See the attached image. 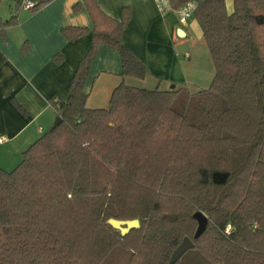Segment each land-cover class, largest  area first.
Listing matches in <instances>:
<instances>
[{"label": "trees", "instance_id": "obj_1", "mask_svg": "<svg viewBox=\"0 0 264 264\" xmlns=\"http://www.w3.org/2000/svg\"><path fill=\"white\" fill-rule=\"evenodd\" d=\"M20 1L0 19L1 36L18 23ZM82 6L91 31H61L71 42L91 34L67 100H50L61 123L12 171L0 169V264H169L184 238L193 248L175 264H264V0H232L231 13L225 0H199L194 20L215 69L207 90L121 84L106 110L85 107L100 46L119 54L121 77L148 71L121 44L128 8L117 21L96 0ZM199 213L207 224L197 235ZM110 219L140 228L122 236Z\"/></svg>", "mask_w": 264, "mask_h": 264}, {"label": "crops", "instance_id": "obj_2", "mask_svg": "<svg viewBox=\"0 0 264 264\" xmlns=\"http://www.w3.org/2000/svg\"><path fill=\"white\" fill-rule=\"evenodd\" d=\"M96 2L105 15L117 21L123 8L130 10L121 44L145 65L148 74L144 79L121 77L119 54L100 46L84 88L88 95L87 109L106 110L113 91L121 84L159 92L183 89L190 94L210 87L215 69L194 18L181 24L174 14H160L153 0ZM225 3L231 13L232 0ZM77 4L80 8L74 11ZM66 27H86L91 31L82 0H52L34 12L21 10L18 23L0 35V51L6 57L0 67L1 170L17 161L52 127L57 116L50 100L58 104L68 98L70 80L90 47L91 34L71 42L62 35ZM24 44L26 54L22 53ZM56 57L60 58L59 63ZM13 100L24 109L25 115L18 111Z\"/></svg>", "mask_w": 264, "mask_h": 264}, {"label": "built area", "instance_id": "obj_3", "mask_svg": "<svg viewBox=\"0 0 264 264\" xmlns=\"http://www.w3.org/2000/svg\"><path fill=\"white\" fill-rule=\"evenodd\" d=\"M157 11L162 14H174L179 23L186 24L194 18L199 0H153ZM21 10L32 12L38 5V0H21ZM3 140L0 139V144ZM231 227L226 226L225 232L230 233Z\"/></svg>", "mask_w": 264, "mask_h": 264}, {"label": "water", "instance_id": "obj_4", "mask_svg": "<svg viewBox=\"0 0 264 264\" xmlns=\"http://www.w3.org/2000/svg\"><path fill=\"white\" fill-rule=\"evenodd\" d=\"M60 123L61 120L59 117H57L50 129H54L58 127ZM195 219L198 222L197 235H200L206 228L207 219L201 213L197 214L195 216ZM107 224H109L113 229L117 230L122 236L127 235L131 230L140 228V224L138 220L117 221L110 219L108 220ZM192 248H193L192 241L189 238H184L181 244L173 252L169 264H175L186 251Z\"/></svg>", "mask_w": 264, "mask_h": 264}, {"label": "rangeland", "instance_id": "obj_5", "mask_svg": "<svg viewBox=\"0 0 264 264\" xmlns=\"http://www.w3.org/2000/svg\"><path fill=\"white\" fill-rule=\"evenodd\" d=\"M15 5H16L15 0L14 1L0 0V19L2 21L8 20L10 19L11 16H13ZM20 161H21V157H19L17 161L15 162L13 161V163L7 165V168L5 167V169L3 170L6 172L12 171L20 163Z\"/></svg>", "mask_w": 264, "mask_h": 264}]
</instances>
